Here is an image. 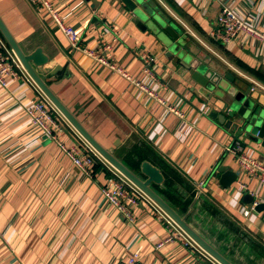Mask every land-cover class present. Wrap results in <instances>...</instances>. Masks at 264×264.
<instances>
[{"label": "crops", "instance_id": "0c3cea01", "mask_svg": "<svg viewBox=\"0 0 264 264\" xmlns=\"http://www.w3.org/2000/svg\"><path fill=\"white\" fill-rule=\"evenodd\" d=\"M223 1L264 34V0H155L185 46L223 68L228 85L247 91L264 111V41L242 36L222 42L216 33ZM50 3L84 45L93 48L103 38L112 47L105 58L183 117L104 64L73 52L45 10L29 0H0V16L21 50L40 48L48 58L39 74L55 95L129 169L139 173L142 162L158 168L164 183L153 190L220 254L233 264H264V182L240 172L224 147L240 140L263 168L264 149L211 118L221 112L219 97L179 72L175 58L150 32L139 30L119 0ZM143 54L157 60L151 76L143 72ZM17 73L21 78L0 86V264H119L137 248L141 264H217L178 241L156 250L166 222L147 201L134 208L132 220L106 205L100 188L112 175L109 165L95 160L98 170L85 173L33 131L24 109L39 93ZM62 140L79 142L71 130ZM240 181L247 187L243 192ZM254 202L260 209H251Z\"/></svg>", "mask_w": 264, "mask_h": 264}, {"label": "water", "instance_id": "95a60500", "mask_svg": "<svg viewBox=\"0 0 264 264\" xmlns=\"http://www.w3.org/2000/svg\"><path fill=\"white\" fill-rule=\"evenodd\" d=\"M90 1V0H88ZM133 15V21L140 31L150 32L164 49L168 58H175L179 72L188 76L206 92L219 97L220 114L213 112L211 118L218 121L234 135H244L252 143L264 149V111L256 105V100L247 91L232 89L224 80V69L208 59H200L184 45L178 43L179 34L175 26L159 15L151 0H119ZM0 36L14 55L31 82L49 101L54 109L74 129V131L112 169L141 191L161 212L164 213L206 256L217 264H233L200 236L167 202L154 190L153 185L162 186L164 176L160 170L148 162H142L139 173L129 169L117 159L110 149L104 148L85 128L81 121L55 95L39 71L48 64V58L40 48L25 54L14 39L0 16ZM197 56V57H196ZM61 68H58L60 70ZM117 141L116 143H118ZM253 199L246 195L245 199ZM256 209H260L257 206Z\"/></svg>", "mask_w": 264, "mask_h": 264}, {"label": "built area", "instance_id": "2783aa9c", "mask_svg": "<svg viewBox=\"0 0 264 264\" xmlns=\"http://www.w3.org/2000/svg\"><path fill=\"white\" fill-rule=\"evenodd\" d=\"M30 3L38 9L45 10L53 23V26L58 32H61L67 39L70 49L73 52L83 54L91 60L104 64L109 70L114 73L120 74L122 77L130 81L133 85L146 91L147 95L152 97L159 105L164 106L168 111L181 118L183 115L174 106L168 105L162 98L158 97L151 91L145 89L131 78L120 66L115 63L112 58H105L112 52V47L103 39L98 41V45L90 48L89 45H84V41L80 36L78 30L73 26L66 24L59 14V8L53 6L50 0H29ZM218 25V38L228 43L234 39L242 36H249L255 38L257 41H264V34L258 31L253 21L245 15L238 14L234 9L226 4L224 1L220 3V9L217 16ZM142 60L145 64L143 72L151 76L150 67L157 61L152 54H143ZM17 69L21 70L22 78L34 86L39 98L30 101L25 106V115L27 122L30 124L32 130L37 132L40 136L45 137L51 142H54L67 156L71 159L72 163L85 173L90 172L95 160L105 163L92 148L74 131V129L64 120V118L54 109L49 101L42 95V93L31 82L29 77L23 71L18 61L6 46L5 42L0 36V86L6 87L9 78L19 79L21 76L17 73ZM66 130H71L78 136L79 142L74 145H66L62 140ZM224 151L234 155L237 159V164L240 172H247L250 177H257L258 181L264 182V168L256 162L244 150L243 144L240 140H233L230 144L224 147ZM108 166V165H107ZM112 175L108 178L107 183L101 188V194L104 197V203L108 206L114 207L117 211L121 212L125 218L132 220V211L139 204L141 200L147 201L152 204L154 208L161 214L166 222V233L163 237L156 242L155 249H160L163 245L178 241L186 248H191L198 252L201 250L166 216L160 211L141 191L134 187L129 181L122 177L110 166L108 167ZM259 174V175H258ZM238 188L241 192L246 190L245 182L240 181ZM258 206L254 202L251 209ZM204 254V253H203ZM141 248L133 250L127 258L119 264H141Z\"/></svg>", "mask_w": 264, "mask_h": 264}, {"label": "rangeland", "instance_id": "374dc122", "mask_svg": "<svg viewBox=\"0 0 264 264\" xmlns=\"http://www.w3.org/2000/svg\"><path fill=\"white\" fill-rule=\"evenodd\" d=\"M152 1V4H153V6L154 7H156L157 8V12L159 13V15L162 17H165L166 19H168V17L163 13V11H165V10H163V8L158 4V3H156L155 2V0H151ZM163 10V11H162ZM162 17V18H163ZM178 33H180V37H179V40H178V43L180 44V45H184L185 46V44H186V41H185V38H184V36L182 35V33L179 31ZM189 215V214H188ZM191 218H192V216H188V220L189 221H191ZM194 223V222H193Z\"/></svg>", "mask_w": 264, "mask_h": 264}, {"label": "trees", "instance_id": "16d2710c", "mask_svg": "<svg viewBox=\"0 0 264 264\" xmlns=\"http://www.w3.org/2000/svg\"><path fill=\"white\" fill-rule=\"evenodd\" d=\"M138 146H136L134 149L135 150H138V151H143V152H145L146 153V150H148L147 149V147L146 146H139L138 148H137ZM133 150V149H132ZM132 154H135V152H131ZM127 164V166L129 167V168H131V169H133V167H131V165H129L128 163H126ZM100 167V165H99V163H96L95 165L93 164V166H92V171L94 172L95 170L97 171L98 170V168ZM183 212V211H182ZM181 217H183V218H185V220L187 221V218L185 217V216H181Z\"/></svg>", "mask_w": 264, "mask_h": 264}]
</instances>
